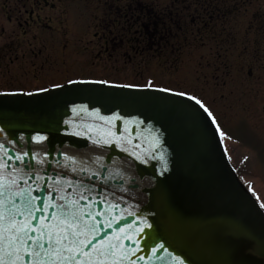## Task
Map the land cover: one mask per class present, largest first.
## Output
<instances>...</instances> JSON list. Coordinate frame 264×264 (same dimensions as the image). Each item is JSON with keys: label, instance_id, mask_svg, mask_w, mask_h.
Returning <instances> with one entry per match:
<instances>
[{"label": "water", "instance_id": "95a60500", "mask_svg": "<svg viewBox=\"0 0 264 264\" xmlns=\"http://www.w3.org/2000/svg\"><path fill=\"white\" fill-rule=\"evenodd\" d=\"M0 146L5 228L12 188L17 205L20 190L36 198V218H16L36 229L33 236L57 231L58 206L74 201L95 225L96 239L85 230L95 248L84 249L94 259L97 249L119 244L118 264H264V213L212 120L186 96L84 81L0 92ZM3 246L7 252L6 239ZM67 255L53 251L47 259L60 264ZM31 261L22 256V264Z\"/></svg>", "mask_w": 264, "mask_h": 264}, {"label": "rangeland", "instance_id": "374dc122", "mask_svg": "<svg viewBox=\"0 0 264 264\" xmlns=\"http://www.w3.org/2000/svg\"><path fill=\"white\" fill-rule=\"evenodd\" d=\"M171 1L0 0V91L94 79L194 96L215 116L232 165L264 205V0ZM172 6L178 25L203 17L188 31L214 29L160 46L157 34L144 38L151 15L167 16ZM213 10L219 19L210 23Z\"/></svg>", "mask_w": 264, "mask_h": 264}, {"label": "snow or ice", "instance_id": "6c2138e0", "mask_svg": "<svg viewBox=\"0 0 264 264\" xmlns=\"http://www.w3.org/2000/svg\"><path fill=\"white\" fill-rule=\"evenodd\" d=\"M84 83H105L104 81H84ZM159 91H169L168 89H159ZM178 96H184L185 93H175ZM187 99L194 101L195 104L199 105L200 108L204 110L207 115L212 118V122L215 124L216 121L212 117V113L208 110L207 107L196 97L188 96ZM105 120L106 123H110V118L100 117ZM119 118V117H117ZM78 135V133H77ZM105 135L115 137V132H109ZM223 135V134H221ZM39 140L43 138H36ZM93 144L99 145L101 143L100 139H95L92 141ZM104 143H109L108 140H105ZM2 147V146H0ZM123 150V149H122ZM135 155V153H132ZM139 159V157H136ZM11 159V157H9ZM19 159V158H18ZM23 163V161L21 160ZM7 167V165L0 164V168ZM28 175V173H23ZM15 195L19 196L20 205H17L16 200L12 199L13 190L12 188L8 189V213H7V228L3 221L5 220V213L3 211L4 201L0 200V264H22V256H29L32 258L31 264H53V262L47 259L53 251L57 254H61L64 251H67L68 255L62 257L60 264H107L105 259H100V254L103 253V256L106 258L112 259V264H118L116 259V254L114 249L122 247L119 244H109L108 248L97 249V258H93L90 252L85 251L89 245H92L95 248V245L92 244V240L87 239L85 235V230L93 234V239H96L95 225L89 224L83 220L82 214L78 213L75 210V202H72L71 207L64 205L58 206L60 208L59 217H53L58 219L59 228L57 231H48L44 233L43 231L39 232L36 236L31 235V232L36 231L34 228H30L26 223L23 225L18 224L17 216H25L26 218L35 219L33 215L36 206L33 204L35 197H32L30 193H26L24 190H20ZM4 196V185L0 183V197ZM47 207V205H45ZM264 207V205H262ZM46 219L41 217V220ZM43 227V225H42ZM7 231V237L4 233ZM84 235V239L81 240L80 236ZM7 240L8 251L4 250V241ZM31 241V243H29ZM65 241L67 243L65 244ZM47 243V248L45 247ZM135 243V241H133ZM163 247V245H161ZM134 254V253H133ZM86 257L84 260H80L79 257ZM124 256H127V253H124ZM179 260V257L176 258ZM130 264H134V261H130ZM180 264H183V261H180Z\"/></svg>", "mask_w": 264, "mask_h": 264}, {"label": "flooded vegetation", "instance_id": "af4514ba", "mask_svg": "<svg viewBox=\"0 0 264 264\" xmlns=\"http://www.w3.org/2000/svg\"><path fill=\"white\" fill-rule=\"evenodd\" d=\"M174 1L175 0H172L171 3L172 5L174 4ZM201 3H204V0H200ZM212 7L216 8L215 5H213ZM173 6L170 8V12H169V24H168V34H169V37L171 36V38H175L177 36V34L179 33V31H182V34L184 37H192L194 38V41H197V39L194 37L195 35L196 36H199L201 34H205V31H209L211 29H214V27H200V28H197L195 27L194 30L192 29L191 31H188L187 29L189 28L188 26V23L190 24H193L196 20H199L200 18H203V17H200L199 15H196V14H193V16H187V18H191L192 17V20H187L184 19V21H182V27L178 25V17L176 16V14H174V11H173ZM125 16V10L124 9H120L118 10V17L121 19ZM152 17H150V24L152 26H154V28L156 27V13L155 15H151ZM219 19V15H218V10H213V13L208 16L207 20L208 22L212 23L214 21H217ZM155 34V30L152 31L151 33V36Z\"/></svg>", "mask_w": 264, "mask_h": 264}, {"label": "trees", "instance_id": "16d2710c", "mask_svg": "<svg viewBox=\"0 0 264 264\" xmlns=\"http://www.w3.org/2000/svg\"><path fill=\"white\" fill-rule=\"evenodd\" d=\"M176 1V0H175ZM175 1H174V3H175ZM204 2H206V3H209V1L208 0H204ZM211 2H213V0H211ZM210 2V3H211ZM156 20H157V22H156V27L154 28V26H152V25H150L151 27H150V31H156V33H157V35L160 37V38H162L161 40H160V42H159V46H160V44H162V43H166V39H168V24H169V20H168V18H170L169 17V12H168V15L167 16H165V15H161L160 17L159 16H157V13H156ZM162 18V19H161ZM179 26H181L182 27V22L179 24ZM141 32L142 33H144L145 31L143 30L142 31V29H141ZM181 33V31L179 32V34ZM178 34V35H179ZM143 37L144 38H147V36H145V35H143Z\"/></svg>", "mask_w": 264, "mask_h": 264}]
</instances>
